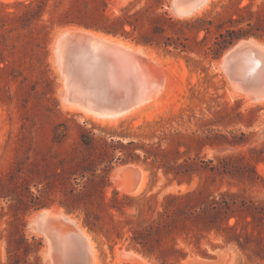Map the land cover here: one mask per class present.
<instances>
[{"label":"trees","instance_id":"16d2710c","mask_svg":"<svg viewBox=\"0 0 264 264\" xmlns=\"http://www.w3.org/2000/svg\"><path fill=\"white\" fill-rule=\"evenodd\" d=\"M11 6L14 9L8 10ZM133 7L130 3L113 13L109 12L108 0H18L1 4L0 61H8L4 50L23 56H32V51H37L42 58L56 25L83 26L145 46L185 52L200 49L190 42L193 35L202 30L209 33L215 27L218 35L205 51L212 58H218L237 40L264 36V2L256 9L251 3L246 4L236 16L230 14L227 21L219 24L215 22L218 16L177 18L157 11L153 5L135 10ZM18 70L23 74V69ZM60 127L63 128L54 141L63 145L69 132L66 124L60 123L57 129ZM190 139L191 142L180 143L186 146L185 150H180V144L172 148H163L161 143L145 147L135 140L97 137L88 130L59 152L52 169L37 170L40 176L37 181L29 176L22 178L18 171H9L0 180V198L14 196L16 200L12 205L14 234L8 237L9 264L40 263L41 240L26 236L22 216L52 206L57 200L68 212L81 211L84 224L93 231L110 234L114 229L122 237L127 228L130 245L160 264H179L187 258L188 250L181 245L180 238L194 243L200 253L208 256L201 241L211 233L220 235L226 244L235 243L244 251L251 249L249 256L264 258V196L257 198L247 192V186L264 184V174L257 169L259 163L264 164V145H248L250 134L238 129L207 128L200 134H192ZM207 146L219 154L208 159L200 156ZM139 147L145 160L152 159L178 184L185 180L191 183L193 175L202 172L208 177L196 187L164 194L159 203H154L157 193L147 192L130 195L115 191L108 199L105 191L111 184L112 170L120 162L140 159ZM191 151H197L194 157ZM225 179L240 187L218 189L217 193L210 189V184ZM32 182L36 191L31 189ZM130 208L136 211L129 213ZM31 255L33 261L28 259Z\"/></svg>","mask_w":264,"mask_h":264},{"label":"rangeland","instance_id":"374dc122","mask_svg":"<svg viewBox=\"0 0 264 264\" xmlns=\"http://www.w3.org/2000/svg\"><path fill=\"white\" fill-rule=\"evenodd\" d=\"M15 1L18 0H0V5L13 4ZM157 1L161 4L157 5ZM171 1L108 0L109 12L113 13L120 12L121 8L132 3L133 10L145 5H153L157 11L168 12L177 17L171 9ZM263 2L264 0H214L205 9L206 11L197 16H218L215 22L219 24L227 21L230 14L236 16L238 9L244 5L251 3L253 9H256ZM7 9L13 10L14 7ZM47 17L46 15L45 18ZM60 26L56 25L52 29L47 45L43 49L42 58L37 55V51H32V56H23L18 52L13 55L7 50L2 51L8 57V61H0V180L12 170L18 171V174L21 173L22 178L29 176L32 181H37L40 177L36 173L37 170L52 169L53 161L59 152L65 146L75 143L81 132L88 130L95 133L97 137L122 138L123 142L135 140L145 147L161 143L163 148H172L180 143L191 142L192 134H200L207 128L238 129L250 134L248 145H264V104L252 105L246 103L243 97L232 94L233 89L229 78L217 64L227 48L218 58L205 54L218 35L215 27L209 33L202 30L193 35L190 42L199 47V50L185 52L171 47L166 49L149 46L162 59L160 63L154 62L163 77L165 78V74L168 73L166 93L157 105L111 124L86 119L63 108L58 94L60 80L51 60V41L54 30ZM255 38L264 40V36ZM5 63H8V67L4 68ZM18 69H23V74H20ZM217 120L223 122L217 123ZM60 123L66 124L69 132L63 145L54 141L56 133L63 128L57 129ZM180 145V150L186 149V146ZM137 152L140 153V159L120 162L116 164L112 172L117 167L128 164L141 166L147 173L148 181V188L144 192L158 194L154 203H159L163 195L168 192L196 187L199 181H204L208 177L206 172H202L200 175H193L191 183L185 180L178 184L176 180H171V175H166L162 168H158L152 159L145 160L142 148L139 147ZM196 153L197 151H191L190 155L194 157ZM216 154H219V151L207 146L199 155L208 159ZM262 165L264 166L263 163H259L257 169L264 174ZM20 180L21 178L17 179V182ZM239 187L226 179L210 184V189L216 193L218 189L236 190ZM31 189L36 191L34 182L31 183ZM115 191L127 194L121 193L111 173V184L106 188V197L111 198ZM247 192L257 198L263 197L264 184L247 186ZM14 204H16L14 196L0 198V264H9L8 237L14 234L12 224L15 218L13 216L15 209L12 208ZM54 205L62 206L58 200ZM34 211L36 210L22 216L25 222L24 232L30 240L32 237L41 240L38 257L39 264H44L42 251L45 242L42 237L30 233L26 228V222ZM135 211L133 208L128 210L132 214ZM72 214L79 217L84 224L81 211H75ZM86 227L89 229L88 226ZM89 230L99 250L100 264H142L138 253L146 257L151 264H160L154 257L150 258L130 245V234L127 228L123 230L122 237H119L114 229L110 234L106 231ZM179 241L188 250L187 258L179 264H187L186 262L193 259L216 260L220 258L222 251H226L228 257L221 264H264V258L249 256L252 254L251 249L244 251L235 243L226 244L223 238L215 233L209 234L201 241V248L207 251L208 256L200 253L194 243H188L181 238ZM251 246H255V243ZM28 259L33 261L34 256L31 255Z\"/></svg>","mask_w":264,"mask_h":264},{"label":"water","instance_id":"95a60500","mask_svg":"<svg viewBox=\"0 0 264 264\" xmlns=\"http://www.w3.org/2000/svg\"><path fill=\"white\" fill-rule=\"evenodd\" d=\"M206 0H172L171 9L178 17L186 16ZM51 41L52 66L58 73V94L78 102L86 108L102 113H117L153 98L164 82L155 60L122 41L91 32L77 25H61ZM121 37V36H120ZM253 37V36H251ZM242 38L227 48L218 66L226 73L232 89L237 93L264 95V48ZM256 66L243 74L239 64ZM134 174H129V170ZM121 178L129 177L134 190L141 181V170L124 165ZM35 213V214H34ZM27 230L43 238L44 264H94L90 238L77 223L52 210V206L34 211L26 222ZM228 257L226 251L219 259L198 260L197 264H221Z\"/></svg>","mask_w":264,"mask_h":264},{"label":"bare ground","instance_id":"6f19581e","mask_svg":"<svg viewBox=\"0 0 264 264\" xmlns=\"http://www.w3.org/2000/svg\"><path fill=\"white\" fill-rule=\"evenodd\" d=\"M213 1L214 0H206V2H204L195 11H193L189 15L182 16L181 18L194 17V16H197L198 14L203 13V11H206L205 9H207ZM174 15H176V14H174ZM81 27H83V26H81ZM60 29H62V27H57L54 30L53 37L55 35L56 30H60ZM91 32H93L94 34L100 35V36H106V37L111 38V39L116 40V41H122L124 45H126V46H128L130 48L139 50L145 56L151 57L153 60L157 61V63H160V59H161V58H159L160 56H158L155 53V50L153 48L149 47V46H145L143 44H138L137 42L131 41L129 39H124L123 37H118V36L115 37L113 35H108V34H105L103 32H100V31H97V30H94V29H91ZM243 41H245V42L251 41V42H254L256 45L264 48V40H261V39H258V38L250 37V39H246V40H243ZM220 62H221V59L217 61V64L220 63ZM256 68H257L256 66L249 65V63H247V62H243L242 64H239V69L243 72V74L248 73V72L251 73ZM167 74H165L166 76L164 78V82L162 84V87L160 88L158 93L153 98H151V99H149V100H147V101H145V102H143V103H141V104H139V105H137L135 107H132V108H130L128 110H125V111H121V112H117V113L96 112V111H93L90 107L86 108L84 105H82V104H80L78 102H73L71 99H68V98H66V99L63 98V101H62L61 104H62L63 108L66 111L78 114L80 117H83V118H86V119H90V120H93V121H96V122H99V123H111V124L112 123H117L121 119L130 117L132 115H135V114H137L139 112H142V111L148 109L149 107H153L154 105H157L160 102V100L162 99V97L164 96V94L166 93V90L168 88V78L169 77H168ZM232 94L233 95H239V96L243 97V99L245 100L246 103H250L252 105L253 104H264V95L254 96L251 93H237L236 94V92H234V91L232 92ZM135 167H137V168H139L141 170V175H140L141 176V181H140V184L138 185V187L135 190H134V187H132V185H131L132 183H131V179L129 177L128 178L125 177V179L123 177L122 178L120 177L121 176V174H120L121 170L120 169H122L123 166L117 167L112 172V179L117 184V186L120 189L121 193H128V194L136 195V194L143 193L145 190H147L148 181H147V173H146V171L141 166L135 165ZM129 172H130L129 174H132V173L134 174V170L130 169ZM52 210L58 212L59 214H62L64 216H68L69 218L73 219L77 223V225L80 228H82V230H84V232L90 238V243H91V246H92V251H93V256H94V264H100L99 250L97 248L96 241L94 240L93 235L91 234L90 230L86 227V225L83 224L82 220L79 217H77L75 214H72V213L68 212L64 207H62L60 205H54L52 207ZM36 235H38V234H36ZM44 250H45V246H44L42 252H44ZM138 257H139L140 262L142 264H151L149 262V260L146 257H144L142 254L138 253ZM198 260L199 259H193V260H189L186 263L187 264H197L196 261H198Z\"/></svg>","mask_w":264,"mask_h":264}]
</instances>
